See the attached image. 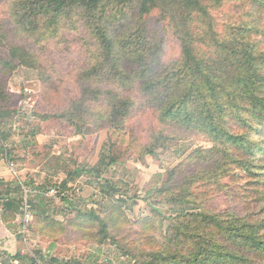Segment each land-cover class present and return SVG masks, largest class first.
<instances>
[{"label":"rangeland","instance_id":"rangeland-1","mask_svg":"<svg viewBox=\"0 0 264 264\" xmlns=\"http://www.w3.org/2000/svg\"><path fill=\"white\" fill-rule=\"evenodd\" d=\"M12 1L0 0V38L4 40L0 41V107L6 117L0 124V222L6 225L0 234V264H137L138 256L153 247L142 243L162 236L157 225L161 217L152 208L169 213L182 209L152 194L154 188L171 172L191 171L186 161L189 154L212 143L201 132L159 123L142 97L149 77L136 78V64L127 63L121 52L124 65L118 72L128 75L135 89L122 92V76L108 75L96 85L97 99H91L92 93L78 79L93 62L86 45L73 35L64 37L65 41L34 45L31 38L13 30ZM250 2L231 0L214 6L213 38L242 40L264 53V8L254 13ZM241 19L251 29L241 32V38L231 36L237 33L232 26ZM147 26L148 35L163 40L160 62L170 69L180 57L178 41L156 13L148 17ZM13 44L22 47L15 50L17 57ZM26 47L37 54L38 68L18 59L27 53ZM198 50L214 60L215 54H224L205 34ZM121 93L133 97L134 104L123 109L129 116L100 121V113H109L101 101L110 96L118 99ZM73 104L85 122L62 117L60 113H70ZM162 133L167 134L164 145L153 153L143 149ZM251 140L262 141L255 136ZM228 152L234 148L230 146ZM224 182L236 184L240 192L252 188L247 177ZM60 183L66 184L64 189L59 190ZM9 193L19 200L20 211L5 221L1 201ZM222 198L221 209L230 203ZM95 219L108 224L107 233ZM167 222L163 219V229Z\"/></svg>","mask_w":264,"mask_h":264},{"label":"trees","instance_id":"trees-1","mask_svg":"<svg viewBox=\"0 0 264 264\" xmlns=\"http://www.w3.org/2000/svg\"><path fill=\"white\" fill-rule=\"evenodd\" d=\"M229 1H12L13 30L31 38L34 45L44 40L55 43L67 35L86 45L93 62L78 79L82 88L87 86L92 93L91 99H97L100 91L96 85L108 75L122 76V92L135 89V82L118 72L124 65L119 58L121 52L127 63L136 64V78L143 81L149 77L142 97L144 105L154 109L158 122L201 132L212 143L189 154L186 161L193 167L191 171L184 173L180 168L178 173L171 172L154 188L152 194L182 209L169 213L152 208L161 217L157 225L162 236L142 243L153 247L138 256L137 264H264V53L255 52L242 40L221 42L213 38L216 22L211 10ZM250 4L254 13L264 8V0H251ZM152 13L167 24L178 41L180 57L170 69H164L160 62L159 45L163 40L147 33V19ZM248 29L241 19L232 26L231 31L237 33L231 36L241 38L239 34ZM203 34L224 49V54H215V60L204 53L199 55ZM13 45L14 50L10 49L17 57L15 50L21 51L22 47ZM26 52L18 59L38 68L37 54L27 47ZM132 98L121 93L118 99H104L101 103H106L109 113H100L98 119L113 122L127 118L129 113L123 109L134 104ZM77 107L73 104L70 113L60 114L69 116L72 122H85L82 113L77 114ZM5 118L0 107V124ZM162 134L143 149L153 153L155 147L164 145L167 134ZM252 136L262 139L261 143L251 140ZM230 146L233 153L228 152ZM246 177L252 179V188L241 192L234 187L236 184L224 182ZM65 186L60 183L58 188ZM4 198L2 219L7 221L20 211V202L12 193ZM221 198L230 202L222 209L218 206ZM163 219L168 220L164 229ZM95 221L107 233L108 224L102 219Z\"/></svg>","mask_w":264,"mask_h":264},{"label":"crops","instance_id":"crops-1","mask_svg":"<svg viewBox=\"0 0 264 264\" xmlns=\"http://www.w3.org/2000/svg\"><path fill=\"white\" fill-rule=\"evenodd\" d=\"M2 210H0V212H1ZM18 216V215H17ZM5 224H2L1 222H0V234H3L4 233V231H6V229H5Z\"/></svg>","mask_w":264,"mask_h":264}]
</instances>
